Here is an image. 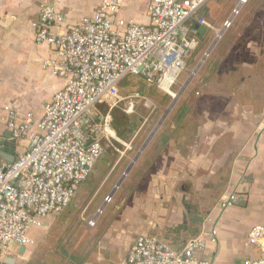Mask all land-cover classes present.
Returning <instances> with one entry per match:
<instances>
[{"label": "built area", "instance_id": "obj_1", "mask_svg": "<svg viewBox=\"0 0 264 264\" xmlns=\"http://www.w3.org/2000/svg\"><path fill=\"white\" fill-rule=\"evenodd\" d=\"M210 1L103 0L93 15L74 25L51 2L42 5L34 24L35 39L51 49L43 67L62 80L63 87L39 120L32 113L22 116L16 102L4 108L11 140L27 141V147L0 167V264H8L6 260L22 247L34 245L31 232L41 229L48 217L64 212L108 145L128 148L110 118L121 102L119 86L128 75L143 78L175 99L173 88L186 71L185 60L199 44L195 25L212 28L201 15ZM139 2L146 3L148 23L121 16L126 4ZM101 104L107 105V113L98 110ZM236 200L235 193L225 194L220 208L226 210ZM88 224L94 226V219ZM217 241L213 228L176 251L141 234L127 263L214 264L199 254ZM247 245L260 248V257L242 264H264L263 225L250 230Z\"/></svg>", "mask_w": 264, "mask_h": 264}, {"label": "crops", "instance_id": "obj_2", "mask_svg": "<svg viewBox=\"0 0 264 264\" xmlns=\"http://www.w3.org/2000/svg\"><path fill=\"white\" fill-rule=\"evenodd\" d=\"M46 2H51L68 24L74 25L93 15L103 0H0V167L13 162L27 147V141L11 140L5 106L16 102L22 116L32 113L39 120L46 105L63 87V81L43 67L52 55L51 49L35 39L34 24ZM121 16L140 23L149 21L143 2L126 4ZM250 119L249 141L241 144L225 192L237 195L230 208L222 210L219 202L213 206L203 203L195 210L188 205V195L179 196L175 188L162 184L164 176L158 160L150 168L156 170L154 185L144 191L139 181L122 187L125 181L131 184L137 176L146 175V170L140 174L139 168L152 156L149 143L118 189L122 190L119 197L117 190L88 219L81 212L84 207L71 202L63 213L48 217L41 229L31 232L34 245L14 252L8 260H16V264H128L129 250L141 234L154 236L181 251L189 240L213 228L218 231L217 244L201 252V259L214 264H242L258 259L260 248L248 247L247 240L254 226H264V107L252 106ZM114 200L117 203L106 222L102 216ZM90 219H94V226L88 224Z\"/></svg>", "mask_w": 264, "mask_h": 264}, {"label": "rangeland", "instance_id": "obj_3", "mask_svg": "<svg viewBox=\"0 0 264 264\" xmlns=\"http://www.w3.org/2000/svg\"><path fill=\"white\" fill-rule=\"evenodd\" d=\"M204 17L212 28H201L198 47L185 60L186 71L173 88L177 99L139 76L128 75L121 82V102L115 109L125 113L135 128L119 137L128 148L119 143L115 148L108 145L103 158L78 187L72 205L84 207V219L90 218L108 198L162 119L149 145V155L153 157L139 168L140 174L145 169L146 175L137 176L131 184L125 181L122 187L139 181L144 191L154 185L156 170L150 168L158 160L164 176L162 184L175 188L179 196L188 195V205L195 210L203 203L216 205L227 192L241 144L250 138L251 107H264V0H211ZM195 20L196 17L192 22ZM186 83L188 86L178 96ZM106 109L98 108L101 113ZM156 184L158 187V178ZM121 191L116 192L118 197ZM132 197L137 198L135 194ZM116 203L114 200L102 216L104 221L110 220Z\"/></svg>", "mask_w": 264, "mask_h": 264}, {"label": "water", "instance_id": "obj_4", "mask_svg": "<svg viewBox=\"0 0 264 264\" xmlns=\"http://www.w3.org/2000/svg\"><path fill=\"white\" fill-rule=\"evenodd\" d=\"M240 7V3L238 8ZM238 13V9L235 11V14ZM203 16L205 15V11H203L201 13ZM202 27H199L198 25H195V29L198 31V36H200L199 32L203 31L201 29ZM223 35V33L221 32V35H218L216 42L221 38V36ZM216 42L210 47V49L206 52L204 58L202 59L201 63L199 64V66L197 67V69L191 73V76H195L196 73L198 72L199 68L201 67V65L204 63V61L206 60V58L209 56L210 52L212 51L214 45L216 44ZM189 83H186L185 86H183L179 92V95H181L182 90L184 91L185 88L188 86ZM164 119H162V121L159 123V125L155 128L154 132L151 134V136L149 137L148 141L145 143V145L142 147V149L137 153V155L135 156V158L133 159V161L131 162L130 166L127 168V170L124 172V174L122 175L121 179L118 181V183L116 184V186L114 187V190L112 191V193L109 195V197L107 198L106 202L110 201L112 199V197L114 196L115 192L121 187V185L123 184L124 180L126 179V177L129 175V173L131 172V170L133 169V167L135 166V164L139 161V159L141 158L142 154L144 153L145 149L147 148L148 144L150 143V141L153 139V137L156 135V133L158 132V130L160 129L162 122ZM25 248L22 247L21 250H24ZM6 263L8 264H16V260H6Z\"/></svg>", "mask_w": 264, "mask_h": 264}, {"label": "trees", "instance_id": "obj_5", "mask_svg": "<svg viewBox=\"0 0 264 264\" xmlns=\"http://www.w3.org/2000/svg\"><path fill=\"white\" fill-rule=\"evenodd\" d=\"M203 31H200L199 34L202 35ZM106 107L107 111L104 112L103 114L108 112V107L106 104H101L99 105L98 108ZM110 118H111V124L112 128L114 129L117 137L123 138L125 137L128 133L132 132V129L135 128V125L133 122L130 121L129 117L121 112L120 110L113 109L110 113ZM119 138V139H120Z\"/></svg>", "mask_w": 264, "mask_h": 264}, {"label": "bare ground", "instance_id": "obj_6", "mask_svg": "<svg viewBox=\"0 0 264 264\" xmlns=\"http://www.w3.org/2000/svg\"><path fill=\"white\" fill-rule=\"evenodd\" d=\"M240 6H241V5H240ZM219 35H221V33H220ZM175 99H177V96H175Z\"/></svg>", "mask_w": 264, "mask_h": 264}]
</instances>
